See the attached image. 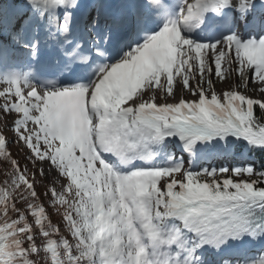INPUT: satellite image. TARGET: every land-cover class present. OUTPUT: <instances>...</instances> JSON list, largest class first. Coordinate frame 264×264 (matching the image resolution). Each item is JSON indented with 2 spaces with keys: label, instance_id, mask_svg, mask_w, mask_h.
Returning a JSON list of instances; mask_svg holds the SVG:
<instances>
[{
  "label": "snow or ice",
  "instance_id": "1",
  "mask_svg": "<svg viewBox=\"0 0 264 264\" xmlns=\"http://www.w3.org/2000/svg\"><path fill=\"white\" fill-rule=\"evenodd\" d=\"M233 74L217 93L213 75ZM253 83L264 93V0H0V98H15L0 112L67 181L45 192L59 222L12 200L0 264H264L249 255L264 254ZM237 144L259 169L207 166ZM15 163L37 200L36 174Z\"/></svg>",
  "mask_w": 264,
  "mask_h": 264
},
{
  "label": "rangeland",
  "instance_id": "2",
  "mask_svg": "<svg viewBox=\"0 0 264 264\" xmlns=\"http://www.w3.org/2000/svg\"><path fill=\"white\" fill-rule=\"evenodd\" d=\"M237 81L235 80V76L229 77L227 81H222L220 78L215 77L213 75V83L215 85V90L217 93H221L223 90L229 89L231 86H233ZM7 87L5 84H0V90ZM251 91L248 92V95L253 96V98L258 99H264V93L261 91H257L254 89L253 84H250ZM189 94L188 98L195 99L190 92H186ZM14 97H5L0 98V104L4 103L5 100H14ZM157 103L165 102L159 98V95L157 97ZM171 102V101H167ZM14 116L12 114H4L3 112H0V132L4 134L5 137H7L8 146H9V152L11 153V156L14 158V161H19L22 166H27V172L26 176L31 179L33 174L35 173V184H36V192L40 193L39 198L44 203L45 206L49 207V201L50 197L48 195H45V192L48 188L52 187L54 184L57 191H62V185H66L67 181L65 178L60 176V174L52 168L49 164L46 162H42L40 160H37L35 157L32 156V153L29 151L28 147L25 146V142L20 139V137L15 133L12 129V122H13ZM31 126V125H30ZM32 132V129H29L24 133V135H30ZM222 158H217L213 161V163L217 164L215 167L223 166L226 163H229L231 157H233L231 147L230 150L224 152L221 155ZM239 158V157H237ZM29 160L32 162L30 163ZM247 164H253V163H247ZM246 164V165H247ZM227 165V164H226ZM231 167L230 165H228ZM256 167V166H255ZM44 169V175L41 176L38 172V169ZM241 179L245 177H240ZM68 199H72L71 195L67 196ZM53 213V214H52ZM49 214L52 216L54 222H57V218L54 215V212ZM249 255H254L257 258L261 257L259 253H249Z\"/></svg>",
  "mask_w": 264,
  "mask_h": 264
},
{
  "label": "trees",
  "instance_id": "3",
  "mask_svg": "<svg viewBox=\"0 0 264 264\" xmlns=\"http://www.w3.org/2000/svg\"><path fill=\"white\" fill-rule=\"evenodd\" d=\"M256 114L259 115V110H256ZM4 134L0 132V145L3 144V138ZM234 152H240L243 154L245 159L250 160L252 162H255L257 165V169H259L262 159V154L256 150H249L247 147H244L243 145L237 144L233 146ZM9 152V146L7 143V149L6 153ZM0 154V212H2L4 204L2 201L7 200L8 204V216L7 218L0 214V221H3L4 223H7L8 220L14 219L17 215V212L12 210V200L16 201V209L23 210L26 205L30 203L39 204L41 201L40 198L33 201L32 200V193L30 192L28 186L25 184V182L19 178V169L16 167V163L14 161V158L7 154ZM26 172H27V166H26ZM25 172V175H26ZM50 202V201H49ZM49 212H54V215L56 216L57 222L60 221V213L64 211V207L60 206L58 208H52L51 204L49 203ZM47 207V206H45ZM53 214V213H52ZM61 227L63 228V225L61 224ZM63 230V229H62ZM63 234L65 236H68V238L71 240V236L67 231H64ZM75 243V241H73ZM44 253H41L40 257H35L36 264H45L43 260Z\"/></svg>",
  "mask_w": 264,
  "mask_h": 264
},
{
  "label": "bare ground",
  "instance_id": "4",
  "mask_svg": "<svg viewBox=\"0 0 264 264\" xmlns=\"http://www.w3.org/2000/svg\"><path fill=\"white\" fill-rule=\"evenodd\" d=\"M177 84H179V81L177 80ZM253 86H254V89L257 90V91H260V86L253 83ZM189 97V94H187L186 92L183 93V95L180 93V91L177 89L176 90V100L180 99V98H184V99H188V100H191L192 98H188ZM169 101L171 102H174L172 101L171 99H169Z\"/></svg>",
  "mask_w": 264,
  "mask_h": 264
}]
</instances>
